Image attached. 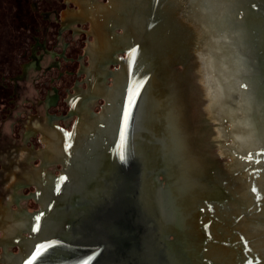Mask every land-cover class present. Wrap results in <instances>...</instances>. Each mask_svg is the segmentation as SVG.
<instances>
[{"label": "water", "instance_id": "95a60500", "mask_svg": "<svg viewBox=\"0 0 264 264\" xmlns=\"http://www.w3.org/2000/svg\"><path fill=\"white\" fill-rule=\"evenodd\" d=\"M39 245L33 264H264V0H17L0 264Z\"/></svg>", "mask_w": 264, "mask_h": 264}, {"label": "snow or ice", "instance_id": "6c2138e0", "mask_svg": "<svg viewBox=\"0 0 264 264\" xmlns=\"http://www.w3.org/2000/svg\"><path fill=\"white\" fill-rule=\"evenodd\" d=\"M143 87V83H141L138 87H136L134 92H131L128 96H127V106L123 109V129L120 131V145H121V152H120V160L126 162V156L124 153V146H125V142H126V137H127V131H128V127H129V120L131 118L132 115V106L135 103L136 100V96L139 95L140 92V88ZM69 138L72 136V133H67L66 134ZM69 147H71V145L69 144ZM249 159H251V157H248ZM66 179V177H61V183H63V181ZM56 191L59 192L60 188L59 186H57ZM253 192L256 191L255 188L252 189ZM41 215L42 214H37L35 217V220L37 222L40 221L41 219ZM39 228V224L37 223L36 226L33 228V230H38ZM44 245H39L36 247L35 249V253L33 255H31V258L28 259L26 261V264H33L34 261L37 260L38 257L41 256V250L44 249Z\"/></svg>", "mask_w": 264, "mask_h": 264}, {"label": "rangeland", "instance_id": "374dc122", "mask_svg": "<svg viewBox=\"0 0 264 264\" xmlns=\"http://www.w3.org/2000/svg\"><path fill=\"white\" fill-rule=\"evenodd\" d=\"M17 0H0V42L13 20Z\"/></svg>", "mask_w": 264, "mask_h": 264}]
</instances>
